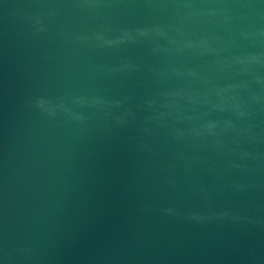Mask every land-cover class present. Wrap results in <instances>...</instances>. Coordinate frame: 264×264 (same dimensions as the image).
Instances as JSON below:
<instances>
[{
    "label": "water",
    "instance_id": "95a60500",
    "mask_svg": "<svg viewBox=\"0 0 264 264\" xmlns=\"http://www.w3.org/2000/svg\"><path fill=\"white\" fill-rule=\"evenodd\" d=\"M0 264H264V0H0Z\"/></svg>",
    "mask_w": 264,
    "mask_h": 264
}]
</instances>
